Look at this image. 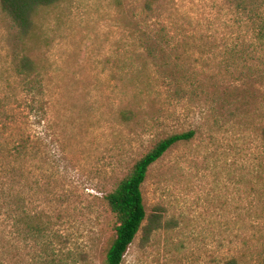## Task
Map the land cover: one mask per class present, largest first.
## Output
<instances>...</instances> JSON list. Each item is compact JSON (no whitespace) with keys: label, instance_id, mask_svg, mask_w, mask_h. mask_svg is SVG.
I'll list each match as a JSON object with an SVG mask.
<instances>
[{"label":"rangeland","instance_id":"obj_1","mask_svg":"<svg viewBox=\"0 0 264 264\" xmlns=\"http://www.w3.org/2000/svg\"><path fill=\"white\" fill-rule=\"evenodd\" d=\"M143 1L57 0L24 43L0 10V97L27 53L45 107L21 126L28 149L8 179L45 229L0 215V264H105L118 224L105 196L155 142L188 130L150 166L147 218L121 264H262L264 0H160L153 13ZM158 20L167 36L151 53Z\"/></svg>","mask_w":264,"mask_h":264},{"label":"trees","instance_id":"obj_2","mask_svg":"<svg viewBox=\"0 0 264 264\" xmlns=\"http://www.w3.org/2000/svg\"><path fill=\"white\" fill-rule=\"evenodd\" d=\"M57 0H0V10L5 14L17 31V37L24 43V39L31 37L34 28V18L40 9L54 4ZM160 0H144L145 12H156ZM253 10V9H251ZM151 36L146 48H153L165 44L167 30L163 22L158 20L149 27ZM264 26L258 27V37L264 38ZM147 32L143 34L146 35ZM152 47V48H151ZM14 77L16 84H10V93L0 97V215L8 214L14 218V224L19 231L25 223V232L38 234L44 231L45 225L36 215L25 219L24 199L18 189L8 187V179L14 182L20 173L18 164L24 151L28 149L30 137L25 138L21 126L27 124L31 116L38 118L45 111L39 103V94L43 91V84L39 79L40 68L37 62L27 53L16 56ZM19 79V81H17ZM18 90V91H17ZM19 92V93H17ZM23 93L22 97H19ZM18 94V95H17ZM39 114V115H38ZM131 113L124 110L122 118H129ZM194 135L193 130L170 134L159 139L153 146L138 158L130 172L121 178L117 185L106 196L108 210L118 219L115 237L105 254V264H121L122 258L147 218L142 185L151 165L159 160L173 145L182 141H189ZM264 147V127L260 131ZM8 159L9 162H6ZM160 226V214L153 213L146 225V229L153 230ZM264 264V256L262 258Z\"/></svg>","mask_w":264,"mask_h":264}]
</instances>
